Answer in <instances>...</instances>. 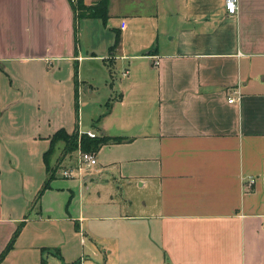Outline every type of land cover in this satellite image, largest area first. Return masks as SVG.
<instances>
[{
  "label": "crops",
  "instance_id": "obj_1",
  "mask_svg": "<svg viewBox=\"0 0 264 264\" xmlns=\"http://www.w3.org/2000/svg\"><path fill=\"white\" fill-rule=\"evenodd\" d=\"M225 2L110 0L104 23L69 0H0V254L23 224L0 264H264V0ZM77 92L80 133L128 140L80 177L64 154L44 189Z\"/></svg>",
  "mask_w": 264,
  "mask_h": 264
},
{
  "label": "trees",
  "instance_id": "obj_2",
  "mask_svg": "<svg viewBox=\"0 0 264 264\" xmlns=\"http://www.w3.org/2000/svg\"><path fill=\"white\" fill-rule=\"evenodd\" d=\"M76 18H101L104 23L107 22L109 16V2L110 0H99L97 3L93 5H89L85 2V0H69ZM121 33H116V40L112 48L116 49L121 43ZM76 110L77 116L79 119V94L76 93ZM109 110V109H108ZM101 113L95 120V125L99 123L102 118L108 112ZM127 138L124 137H111L106 135H98L97 137H91L87 133H80L79 129L76 128L72 133H68L64 128L58 130L51 139V145L48 151L45 153V160L48 166V171L50 172V176L46 181L44 189L49 187L50 181L54 178L56 173V168H53L49 165V156L55 150V147L59 142L64 143V154L74 153L78 147L80 146L84 151H94L97 152L102 146L109 143H121L125 141ZM128 140V139H127ZM23 224L18 227L16 232L14 233L12 239L4 249V251L0 254V262L5 258L8 252L14 247V243L16 237L19 235ZM41 264H46V261L43 260Z\"/></svg>",
  "mask_w": 264,
  "mask_h": 264
},
{
  "label": "rangeland",
  "instance_id": "obj_3",
  "mask_svg": "<svg viewBox=\"0 0 264 264\" xmlns=\"http://www.w3.org/2000/svg\"><path fill=\"white\" fill-rule=\"evenodd\" d=\"M75 1H77V0H75ZM100 64H102V63H100L99 62V65L98 66H95V67H93V66H91L90 65V63L89 62H86L85 63V65H84V75H94V77H95V79H96V81H98V82H100V83H104V78H105V72H106V67L104 66V65H100ZM93 67V68H92ZM99 95L101 96V98L103 99V98H105V96H106V94H107V92H108V89L104 86V85H100V87H99ZM84 94V93H83ZM82 94V95H83ZM84 96V95H83ZM82 96V97H83ZM92 104H94V103H92ZM95 105V104H94ZM92 109L93 108H96V105L93 107L92 105L90 106ZM76 110V106L74 105V111ZM80 110H81V107H80ZM80 113V112H79ZM98 116H99V114H98ZM97 116V117H98ZM89 117H90V111H89V108H87V107H84V111H83V113H82V115L80 114L79 115V119H78V116H77V110L74 112V118H73V123H72V125H73V129H75V128H78V126L81 124V129H82V127L84 128V129H88L90 126H89V121H91V120H89ZM64 144L63 142H59L58 144ZM63 156H64V149H63V146L62 147H60L59 148V156H58V159H57V162H56V166H54V168L56 167V174H57V172H58V168H59V163L61 162V159L63 158ZM97 157H98V163L99 164H97L95 167H94V169H96V168H98V167H100V165H101V160H100V156L99 155H97ZM116 169V168H115ZM112 170V169H111ZM85 173V175L88 173H90V169H87V170H85L84 172H83V174ZM58 174H60L59 172H58ZM87 174V175H88ZM108 174H110L111 175V173L110 172H108ZM110 175L107 177V178H110ZM105 176V175H104ZM106 177V176H105ZM60 180V179H59ZM101 184L102 185H99V186H96V187H94V190L95 191H98V189H101V190H105L104 188L105 187H107L108 189H111L112 188V184H108L107 186H106V183H103V182H101ZM127 188V187H126ZM130 190V189H129ZM132 190H134V191H131V193H128V188H127V190L125 191V194L127 195L128 194V196H130L129 197V199H131L132 198V196L134 195V197H135V200H137L138 199V197L140 196V198H141V194H143V192H140V191H137V189H135V187H134V189H132ZM105 192L103 191L102 192V194H104ZM147 195V194H146ZM145 198H146V196H145Z\"/></svg>",
  "mask_w": 264,
  "mask_h": 264
},
{
  "label": "built area",
  "instance_id": "obj_4",
  "mask_svg": "<svg viewBox=\"0 0 264 264\" xmlns=\"http://www.w3.org/2000/svg\"><path fill=\"white\" fill-rule=\"evenodd\" d=\"M225 9L230 15H237L239 12L238 0H226ZM158 64V61H156ZM239 97V92L234 91L232 96H229L228 101L230 103L235 102ZM91 137H97L99 134L89 130L87 132ZM98 164V157L94 151H84L80 146L75 153V163L73 165L62 166L60 168L61 175L65 178H75L83 176V172L87 169H92ZM251 183L254 179L250 180Z\"/></svg>",
  "mask_w": 264,
  "mask_h": 264
}]
</instances>
